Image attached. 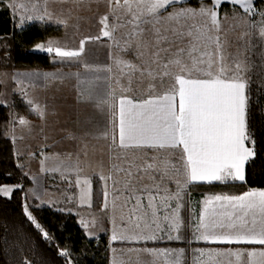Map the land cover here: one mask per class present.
<instances>
[{
  "label": "snow or ice",
  "instance_id": "1",
  "mask_svg": "<svg viewBox=\"0 0 264 264\" xmlns=\"http://www.w3.org/2000/svg\"><path fill=\"white\" fill-rule=\"evenodd\" d=\"M30 2L31 8L11 5L14 16L19 10L23 12L18 17L21 29L32 23L68 27L66 20L48 11L46 0L43 8L40 0ZM197 3L199 7L193 8L184 6V0H108V13L98 19V34L78 40L49 39L32 49L48 55L53 64L83 69L68 75L77 82L78 97L93 102L104 118L102 125L94 124L85 135L103 139L109 148L110 163L106 171L101 163L98 176L104 182L103 210L111 213L113 243L155 242L161 238L158 233L165 230L162 225L178 233L182 226V194L191 184L246 183L251 170L258 167L251 119L261 111L262 97L256 93H264V64L254 63L240 48L244 53L252 51L253 40L257 41L254 47L264 48V8L254 7V0ZM225 3L233 9L239 6L246 17L242 23L247 31L241 34L243 44L235 53L228 51L223 32L220 8ZM223 21H227V13ZM100 41L109 48V64L86 59V45ZM257 68L259 73H254ZM250 72L260 83H255ZM64 75L0 74V85L6 83L4 77L10 78L23 98L38 81ZM101 83L102 94L98 91ZM26 103L31 112L43 118L45 113L39 105L30 99ZM3 106L5 102L0 99V107ZM17 120L21 126L29 124L23 117H14L11 123L15 125ZM83 154L86 156L87 152ZM79 163L78 155L75 186L79 188V206L90 208L92 182L79 178L83 171ZM259 168L264 171V164H259ZM46 170L42 160L41 172ZM16 191L23 193L22 210L27 221L45 241L56 246L54 237L30 209L50 207L67 214H73V209L58 207L55 199L46 200L36 189L26 190L22 184L0 186V197L11 199ZM29 198L33 204L28 203ZM79 223L86 238H93L90 227H95V219L81 218ZM194 227L195 239L207 244L260 246L198 249L197 264H264V188L207 196ZM167 238L181 237L169 234ZM111 250V264H181L184 254V249L148 247H129L127 252ZM132 252H143L153 259L130 262L125 257ZM58 255L64 258V264H73L69 250L61 249ZM21 264L31 261L24 259Z\"/></svg>",
  "mask_w": 264,
  "mask_h": 264
},
{
  "label": "rangeland",
  "instance_id": "2",
  "mask_svg": "<svg viewBox=\"0 0 264 264\" xmlns=\"http://www.w3.org/2000/svg\"><path fill=\"white\" fill-rule=\"evenodd\" d=\"M0 3H6L10 7L14 4L17 6L25 4L31 8L30 0H0ZM203 3H209V0H203ZM46 5L48 11L54 17L67 21L68 27L64 28L61 26L63 28L62 33L51 38L60 41L68 38L78 40L83 36L98 34V19L109 11L108 0H46ZM44 6L45 0H40V7L43 8ZM184 6L196 8L199 7V4L197 0H184ZM254 7L257 9L264 8V0H254ZM225 13H227V21H223ZM16 14L19 17L23 12L19 10ZM220 14L223 23V32L226 33L228 51L235 53L237 48L243 44V41L240 39L241 34L247 31V26L242 23V20L246 17H244L243 11L239 6H236L235 9L231 6H222L220 8ZM233 16H236V20H233ZM255 19L259 21L260 17L256 16ZM237 21L241 22L233 27V25L237 24ZM240 51L242 54L249 56V52L244 53L242 47ZM126 58L132 59L131 56ZM86 59L90 63L100 65L111 63L107 44L104 41H100L86 45ZM77 71H83V69L61 66L48 70L5 69L1 73L9 74V77L11 74L18 72H62L65 74L62 78L50 81H38L35 86L27 89V96L24 98L34 101V104L39 105L45 114L41 118L36 113L35 117H28L16 112L14 117H23L29 124L28 126H21L17 120L15 125L12 124L10 127L9 135L15 138L14 141L18 153L27 165L28 174L31 176L33 183L29 189H36L46 200L55 199L58 207L72 208L75 212L77 211L75 206L76 198L79 204V188L75 186V180L77 178V172L75 171L77 156L79 155V167L83 170L79 173V178H88L92 182L91 204L94 203V177L98 176L101 163L104 165L105 171L110 163L109 148L106 141L85 135L86 132L93 130L94 124L99 123L102 125L104 118L100 115L98 109L94 107L93 102H85L78 97L77 82L71 75H68L69 73ZM100 75L103 76L105 74L101 73ZM4 79L6 83L0 85V99H3L6 104H10L13 94L18 92V90L10 78L4 77ZM98 91L101 94L103 93V83L100 84ZM85 145H87L86 148ZM85 151L87 152L86 156L83 154ZM175 155L176 158L179 157L178 150ZM42 160H44V167L47 169L44 172H41ZM54 168H59L60 171H52ZM65 176H67V179H64ZM16 185L14 183H7L2 186L15 187ZM170 187L174 188V185H170ZM192 190L191 187H188L186 192L182 194L183 207L180 214L182 226L179 232L177 233L175 230L162 225L165 230L158 233L160 237L164 238H167L169 234L172 236L179 234L181 238L177 241H187V246L185 247L183 245H168L157 248L168 250L184 249L181 264H197V250L208 249L191 245V242L196 240L194 227L196 223L194 221L195 217H197L193 204L190 201ZM109 191H111L110 187ZM28 203L33 204V200L29 198ZM110 208L111 196L109 197ZM103 209L104 200L101 208L98 210H83L79 212L80 219H95V227H90L91 233L95 234L93 238L100 237L106 233L111 237L113 230L111 213ZM30 210L32 211V208ZM116 222L119 225L120 220L118 215ZM114 243L111 242V249L116 248L117 251L123 249L127 252L129 247L136 249L143 247L120 246ZM125 259L134 262L137 259L151 260L153 258L143 252H140L138 255L136 252H132Z\"/></svg>",
  "mask_w": 264,
  "mask_h": 264
},
{
  "label": "trees",
  "instance_id": "3",
  "mask_svg": "<svg viewBox=\"0 0 264 264\" xmlns=\"http://www.w3.org/2000/svg\"><path fill=\"white\" fill-rule=\"evenodd\" d=\"M258 2V1H256ZM222 6H230L225 3ZM63 31L61 26L54 23L25 25L24 29L18 26V15H13V9L6 3H0V74L5 69L14 70H48L61 67L53 64L51 58L32 49L36 44L47 42L58 36ZM256 40L252 41L250 59L255 63L264 64V48H256ZM260 69L254 70L259 73ZM253 75L255 83H260ZM255 87V84L253 85ZM262 97L260 100V115H253L252 129L257 141L256 148L259 155V164H264V93H256ZM26 99L18 92L13 94L10 104L0 107V186L7 183L22 184L28 190L32 186L31 176L28 174L27 165L18 153L14 139L9 135L11 120L17 112L28 117H35L30 111ZM255 111V110H254ZM258 167L251 170L246 183L219 182L191 184V198L199 200L208 192H226L240 194L248 188H264V171ZM22 165L23 167H19ZM259 172V174H257ZM25 173L27 175H25ZM104 185L98 176L94 177V203L89 208L87 205L80 207L75 199L76 212L98 210L101 208ZM23 193L16 191L11 199L0 197V264H21L27 259L31 264H64V258L58 255L61 249H67L72 255L73 264H111V241L109 235L103 234L97 238L88 239L85 230L81 227L80 215L60 213L50 207L37 209L32 207L38 222L54 237V245L45 241L40 233L27 221L23 214ZM198 217L199 207L195 209ZM120 246H143L161 248L168 245H185V241L169 240L161 237L155 242L146 245H129L120 241L115 242ZM114 243V244H115ZM193 246L239 247L246 245H212L203 241H192ZM255 247V246H247Z\"/></svg>",
  "mask_w": 264,
  "mask_h": 264
},
{
  "label": "crops",
  "instance_id": "4",
  "mask_svg": "<svg viewBox=\"0 0 264 264\" xmlns=\"http://www.w3.org/2000/svg\"><path fill=\"white\" fill-rule=\"evenodd\" d=\"M190 1V0H189ZM198 183H201V182H198ZM222 193H226V192H208L206 195H204V196H202V198L201 199H199V200H196V199H192V198H190V201L192 202V204H193V207H194V211H195V209H196V205L199 207V212H200V210H201V208H202V202H203V200L207 197V196H210V195H213V194H222ZM227 194H230V193H227ZM186 204H187V199H186ZM195 223H197L198 222V217H195V221H194ZM186 243H187V241H185ZM185 246H187L186 244L185 245H183V247H185ZM255 247H260V246H255ZM154 248V247H153ZM200 248H220V249H225V248H233V249H236V248H252V247H247V246H239V247H215V246H211V245H208V246H202V247H200ZM157 249V248H156ZM111 253H112V250H111ZM233 259V261L235 260V258L233 257L232 258ZM111 261H112V259H111Z\"/></svg>",
  "mask_w": 264,
  "mask_h": 264
}]
</instances>
